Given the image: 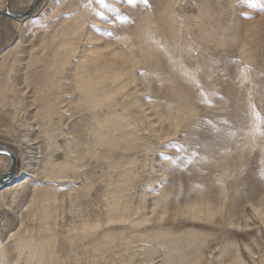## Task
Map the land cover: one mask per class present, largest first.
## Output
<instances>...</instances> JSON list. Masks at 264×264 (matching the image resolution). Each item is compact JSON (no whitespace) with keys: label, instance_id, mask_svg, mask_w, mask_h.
<instances>
[{"label":"rangeland","instance_id":"374dc122","mask_svg":"<svg viewBox=\"0 0 264 264\" xmlns=\"http://www.w3.org/2000/svg\"><path fill=\"white\" fill-rule=\"evenodd\" d=\"M34 1L0 0V11L24 13ZM42 1L24 24L0 25V144L26 179L0 194L3 264H32L37 252L43 264H169L168 249L191 241L204 243L197 264H264V0ZM71 42L69 55L56 49ZM95 48L107 56L92 71L110 52L149 51L126 77L159 143L95 141L96 108L73 87ZM120 120L110 124L120 133L101 131H134ZM134 124L148 138L138 114ZM48 159L59 179L46 176ZM132 170L141 177L130 181Z\"/></svg>","mask_w":264,"mask_h":264},{"label":"bare ground","instance_id":"6f19581e","mask_svg":"<svg viewBox=\"0 0 264 264\" xmlns=\"http://www.w3.org/2000/svg\"><path fill=\"white\" fill-rule=\"evenodd\" d=\"M35 1L30 7H28L25 10V12H27L32 8V10L29 11V14L27 16H25L22 20H16V19H12V20L16 21L19 24H24L27 20H30L31 16L37 11L38 6L40 5L39 3V5L34 8L33 6L35 4ZM0 25H1V20H0ZM59 48H62L64 53L66 55H69V53L75 51V44L71 42L69 43V46L66 47L60 44V46L57 47L56 49ZM143 52L145 53V56L141 55V57L137 56L135 53L130 51L127 53L117 52V51L110 52L108 53L110 62L103 69L99 71L96 70L92 71L91 69L94 68L95 64L107 56L105 52L101 51L99 48L98 49L95 48L94 50L90 51L84 57L83 60L78 61V66L76 65L74 69L75 74H74L73 87L78 95L79 101L84 105L86 104V106L88 107L92 106L96 108L92 111V115L95 121V126L97 129V130L95 129L96 131L93 133V136L98 144L99 142L102 141L108 147L113 149L123 146V148L121 149L130 150V148H132V150H136L141 147H144L146 142L150 139L153 140V142L155 143H159L160 140L159 128L157 129L156 127H154L152 122L147 118V115L144 114V110H142V105L139 104L138 102L139 100L137 98L139 91L133 93V91L137 89V86L135 85L134 87H132L131 75H129V77H126L130 71L133 72L134 68L146 63L147 59L149 58L147 57L149 51L142 50L141 53ZM59 59H61V57H59ZM61 63L64 65L65 60L61 59ZM64 78H65L64 75L60 76L59 77L60 83L53 85V88L58 93L59 97L57 98L56 101H53L54 103L50 106V110L56 111L60 109L59 105L62 103L61 95L64 89L63 88ZM135 80H137V77L133 81ZM132 96L135 97L137 100H134ZM129 101H131L130 105L132 111L130 110L128 112L126 110V104L129 103ZM103 107H105V109ZM136 114H138V116L141 118V123L143 124V126L147 128V130L149 131L148 138L138 137V132L140 130L137 128L138 127L137 124L132 125ZM53 115L55 114L52 111H50V114L47 116L48 117L47 125L49 127L55 125L53 121ZM115 120H120L124 128L127 129L131 128L134 131L130 132V134H125V135L118 134L113 138H111L107 133L101 131V129L104 128L109 129L110 124L115 122ZM110 129L111 131H115L116 129L119 128L111 127ZM98 130L101 132H99ZM118 133H120V129ZM47 135H48V142H47L48 148L52 150H56V145H54L51 140L52 136L50 134ZM135 136L136 138L134 139ZM47 165L48 167L45 171L46 176L51 180L59 179L60 174L57 171V166L53 164L51 159H48ZM7 168L8 166L5 167L3 172H5ZM131 172H132V176L130 178V181L135 180L136 177H141L139 176L137 170H132ZM25 182L26 179L15 180L10 184L2 187V189H0V194L2 193L3 190H10L11 192H16L17 188L20 187V185L24 184ZM118 207H121L122 209L125 210H131V207L128 206V203L127 201H125V199L118 200ZM191 212L197 216L210 214L207 210L201 211L196 207L192 208ZM41 224L46 225V221L45 220L41 221ZM203 246H204L203 242L191 241L190 243H187L186 245H183L181 247L176 246V248H174L172 251L171 249H168V251L165 253V257H168L169 264H197L200 260V254H201V250L203 249ZM228 247L229 244L224 245L223 250L227 249ZM85 255H89L88 252H86ZM187 257L190 258L192 257L193 260L191 262H186ZM88 259L89 261L90 260L94 261L92 257L90 258L88 257ZM3 260H4L3 253H0V264H3ZM31 261L32 264H43L41 253L40 252L34 253L31 258ZM234 261L237 263V260L234 259L233 262Z\"/></svg>","mask_w":264,"mask_h":264},{"label":"water","instance_id":"95a60500","mask_svg":"<svg viewBox=\"0 0 264 264\" xmlns=\"http://www.w3.org/2000/svg\"><path fill=\"white\" fill-rule=\"evenodd\" d=\"M40 1L42 0H37L33 7H37ZM30 10H32V8ZM30 10L25 13H15L12 11L9 12L8 10L0 11V20L2 18L22 20L25 16L29 14ZM1 155L6 157L8 161V168L5 172L1 173L0 175V189L15 181L18 176V161L16 154H14V152L8 147L4 146L3 144H0V156Z\"/></svg>","mask_w":264,"mask_h":264},{"label":"snow or ice","instance_id":"6c2138e0","mask_svg":"<svg viewBox=\"0 0 264 264\" xmlns=\"http://www.w3.org/2000/svg\"><path fill=\"white\" fill-rule=\"evenodd\" d=\"M143 2L146 4L147 3V0H143ZM259 118V117H258Z\"/></svg>","mask_w":264,"mask_h":264}]
</instances>
